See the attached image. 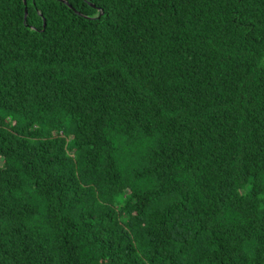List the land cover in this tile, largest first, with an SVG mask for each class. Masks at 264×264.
I'll use <instances>...</instances> for the list:
<instances>
[{"label": "trees", "instance_id": "1", "mask_svg": "<svg viewBox=\"0 0 264 264\" xmlns=\"http://www.w3.org/2000/svg\"><path fill=\"white\" fill-rule=\"evenodd\" d=\"M67 1L0 0V264H264V0Z\"/></svg>", "mask_w": 264, "mask_h": 264}, {"label": "water", "instance_id": "2", "mask_svg": "<svg viewBox=\"0 0 264 264\" xmlns=\"http://www.w3.org/2000/svg\"><path fill=\"white\" fill-rule=\"evenodd\" d=\"M62 1H64L65 3H67V4H69L71 7H72V5L67 1V0H62ZM25 3H27V1H25ZM79 14H82L81 12H79V11H77ZM28 7L26 8V20H27V18H28ZM46 24L47 23H45V26H46Z\"/></svg>", "mask_w": 264, "mask_h": 264}]
</instances>
